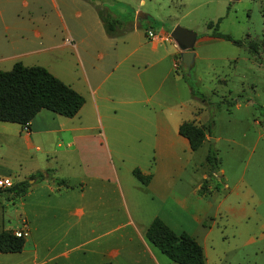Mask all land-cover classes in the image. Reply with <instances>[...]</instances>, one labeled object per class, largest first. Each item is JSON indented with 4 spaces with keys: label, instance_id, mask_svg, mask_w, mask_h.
<instances>
[{
    "label": "crops",
    "instance_id": "obj_1",
    "mask_svg": "<svg viewBox=\"0 0 264 264\" xmlns=\"http://www.w3.org/2000/svg\"><path fill=\"white\" fill-rule=\"evenodd\" d=\"M37 4L38 0H0V69L17 60L40 63L34 55L55 47L48 31L33 27ZM138 12L124 29L115 31L114 25L97 37L74 35L80 53L74 41L72 48L81 77L64 82L83 96L75 114L40 108L26 125L0 120V146L10 142L22 155L16 168L0 162V176L28 183L19 194L0 188L9 201L18 196L6 220L0 213V230L26 231L21 249L0 251V264H178L146 239L149 221L158 216L175 232L182 231L178 209L186 210L191 228L201 225L205 208L192 200L209 191V174L201 173L184 196L175 190V178L167 171L183 166L195 150L177 126L185 119L204 125L194 117L199 106L191 105L189 115L185 113L180 77L172 71L182 63L179 49L173 42L168 51L162 31L156 35L150 26L141 30L139 18L147 14ZM110 40L111 52H99L100 65H89V49L97 43L106 48ZM118 45L120 51H114ZM127 69L131 83L120 78ZM120 86L129 92L116 90ZM207 137L205 132L201 143ZM177 148L186 155L178 154ZM133 167L150 174L149 180L140 182ZM35 170L42 171V178L31 177ZM120 197L127 217L123 222L118 221ZM195 240L201 245L203 264H210L212 243L206 237ZM212 258L214 264L219 259Z\"/></svg>",
    "mask_w": 264,
    "mask_h": 264
},
{
    "label": "rangeland",
    "instance_id": "obj_2",
    "mask_svg": "<svg viewBox=\"0 0 264 264\" xmlns=\"http://www.w3.org/2000/svg\"><path fill=\"white\" fill-rule=\"evenodd\" d=\"M37 6L33 27L48 31L56 45L41 49L33 58L63 81L81 77L72 48L74 41L80 53L74 35L81 32L97 37L105 31L97 9L104 10L108 21L118 20L115 31L124 29L127 20L135 22L140 11L147 14L139 18L141 30L150 26L156 35L161 31L168 34L178 24L195 32V56L189 70L179 62L172 71L180 77L185 113L189 115L191 105L199 106L194 117L208 126V137L189 153L183 166L173 165L167 171L175 178V190L184 196L201 173L209 174L211 187L192 200L205 208L199 227L187 224L186 210L177 209L176 216L182 219L184 231L212 243L210 264H214L212 257H219L215 264H264V0H38ZM217 18L218 31L239 43L211 36L212 27L206 24L211 21L212 25ZM108 42L106 48L97 43L89 49V65H100L103 57L99 52H111L113 41ZM163 42L171 52L174 41L169 38ZM118 46L114 51H120ZM172 58V54L168 56L169 66ZM122 77L131 83V70L123 71ZM118 89L129 92L122 86ZM208 149L215 152L216 170L206 166ZM21 158L10 142L7 147L0 146V162L16 168ZM17 197L9 201L0 194L4 220L16 207ZM119 215V222L127 218L121 197Z\"/></svg>",
    "mask_w": 264,
    "mask_h": 264
},
{
    "label": "trees",
    "instance_id": "obj_3",
    "mask_svg": "<svg viewBox=\"0 0 264 264\" xmlns=\"http://www.w3.org/2000/svg\"><path fill=\"white\" fill-rule=\"evenodd\" d=\"M97 14L106 32H110L118 23L116 18L108 21L104 10L97 9ZM219 19L217 18L212 25L211 21L206 24L207 27H212L211 36L239 43V40L233 39L228 33L218 31ZM191 92L195 94L193 90ZM82 103L83 96L79 92L53 75L43 65H25L17 60L10 68L0 69V120L26 125L40 108L72 116ZM208 131L207 125L196 124L191 119L182 120L177 126V132L187 139L192 150L201 144L205 132ZM204 158L210 168L217 169V158L213 150L208 149ZM45 172L48 173L49 170L45 169ZM131 172L142 183L149 180L150 174H144L136 167H133ZM42 176L40 170L31 173V177L36 179ZM57 183L66 185L62 179H58ZM27 185L26 179H22L13 182L6 190L19 194ZM144 235L160 252L178 264H203L202 248L195 238L184 230L175 232L158 216H153L149 221ZM23 240L24 236H17L9 230L1 229L0 251H18Z\"/></svg>",
    "mask_w": 264,
    "mask_h": 264
},
{
    "label": "water",
    "instance_id": "obj_4",
    "mask_svg": "<svg viewBox=\"0 0 264 264\" xmlns=\"http://www.w3.org/2000/svg\"><path fill=\"white\" fill-rule=\"evenodd\" d=\"M139 16H143L144 14L141 12L137 13ZM169 36L175 42L179 49V58L180 61L184 64L186 70H189L191 62L193 61V42L196 37V34L193 30L180 26L178 24L174 25L170 31Z\"/></svg>",
    "mask_w": 264,
    "mask_h": 264
},
{
    "label": "built area",
    "instance_id": "obj_5",
    "mask_svg": "<svg viewBox=\"0 0 264 264\" xmlns=\"http://www.w3.org/2000/svg\"><path fill=\"white\" fill-rule=\"evenodd\" d=\"M147 35L150 36V37H153L154 36L152 34V32H150V31H147ZM169 38H171L169 36V34H167L164 37V39H169ZM65 40L68 41L69 39L66 38ZM11 184H12V181H11V179L8 176H0V188L8 187ZM12 233L15 234V235H17V236H24L26 234V231L25 230H13Z\"/></svg>",
    "mask_w": 264,
    "mask_h": 264
}]
</instances>
